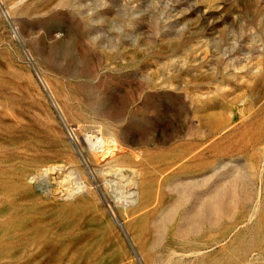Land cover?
<instances>
[{
	"label": "rangeland",
	"instance_id": "1",
	"mask_svg": "<svg viewBox=\"0 0 264 264\" xmlns=\"http://www.w3.org/2000/svg\"><path fill=\"white\" fill-rule=\"evenodd\" d=\"M0 264H264V0H0Z\"/></svg>",
	"mask_w": 264,
	"mask_h": 264
},
{
	"label": "bare ground",
	"instance_id": "2",
	"mask_svg": "<svg viewBox=\"0 0 264 264\" xmlns=\"http://www.w3.org/2000/svg\"><path fill=\"white\" fill-rule=\"evenodd\" d=\"M50 172V171H49ZM75 192V191H74Z\"/></svg>",
	"mask_w": 264,
	"mask_h": 264
}]
</instances>
